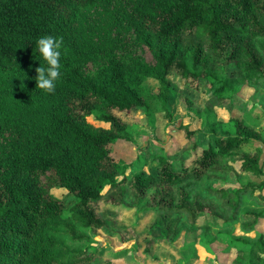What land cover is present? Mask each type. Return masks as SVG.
Instances as JSON below:
<instances>
[{
  "label": "trees",
  "instance_id": "trees-1",
  "mask_svg": "<svg viewBox=\"0 0 264 264\" xmlns=\"http://www.w3.org/2000/svg\"><path fill=\"white\" fill-rule=\"evenodd\" d=\"M49 35L63 41L54 93L36 86V68L47 67L37 40ZM148 79L158 81L155 92ZM202 83L211 104L186 106L222 136L198 154L185 127V150L194 154L188 164L158 155L153 175L129 180L128 165L111 150L131 140L118 114L148 112L154 103L167 111L179 84L198 91ZM244 83L264 88V0H0V264H112L107 247L83 246L100 232L141 239L154 257L159 242L175 248L186 224L207 235L206 222L225 227L242 216L253 231L264 207L241 213L253 189L210 187L202 195L193 184L264 175L262 151L242 148L264 141L258 121L247 120L248 103L239 107L245 116L229 122L213 108L233 103ZM92 115L109 128L93 127ZM101 204L155 220L138 233ZM156 228L161 238L152 235ZM231 241L240 244L233 264H264V234Z\"/></svg>",
  "mask_w": 264,
  "mask_h": 264
},
{
  "label": "rangeland",
  "instance_id": "rangeland-1",
  "mask_svg": "<svg viewBox=\"0 0 264 264\" xmlns=\"http://www.w3.org/2000/svg\"><path fill=\"white\" fill-rule=\"evenodd\" d=\"M173 79L177 82L175 77ZM145 86L155 92L159 83L155 79H148ZM186 100L205 108L207 104H211L209 89L203 83L198 91L179 84V88L169 94L168 112L160 103H154L148 112L137 109L118 114L129 127L131 140L120 139L111 145V150L115 160H122L128 165L126 174L129 180L139 172L153 175L156 166L155 158L158 155L170 160L184 159L188 164L194 154L185 150L189 145L185 127L195 133L198 154L216 137L222 136L220 131L212 134L196 113L188 109ZM243 103H248L247 117L251 118V120L247 118L248 122L253 125L252 121H258L257 129L264 135V88H255L247 83L241 84L234 95L233 103L225 107L213 105V108L219 119L229 122L232 118L245 116L239 108ZM88 121L95 128H109V124L98 120L96 115L90 116ZM242 148L246 152H255L260 149L262 151L261 165L264 169V141H256ZM232 165L239 170V162H232ZM193 184L195 193L200 192L202 195H207L210 187L237 190L249 186L253 190L244 196L241 213L264 207L258 204L259 201L264 202V175L240 173L239 178L236 175L220 180L206 178ZM52 193L62 199L67 195V190L54 189ZM251 195L253 198H250ZM100 211L108 212L121 226H134L138 233L147 230L155 220V216H139L134 209L127 206L112 207L101 204ZM252 221L244 220L240 216L237 222L225 227L206 222L209 227L207 235H204L203 228L186 224L174 243L175 248L172 249L159 242L155 247L154 257L146 253L147 246L143 240L123 241L107 232H100L98 237H92L91 241L85 242L83 246L91 250L107 247L108 252L105 256L111 259L112 264H187L192 258L195 260L191 264H233L240 244L234 245L231 241L232 237L258 238L264 234V218L259 219L253 231L247 232L244 229ZM152 235L161 238V229L156 228ZM112 250L115 252V257L111 254Z\"/></svg>",
  "mask_w": 264,
  "mask_h": 264
},
{
  "label": "clouds",
  "instance_id": "clouds-1",
  "mask_svg": "<svg viewBox=\"0 0 264 264\" xmlns=\"http://www.w3.org/2000/svg\"><path fill=\"white\" fill-rule=\"evenodd\" d=\"M62 38L58 39L51 35L41 37L37 40V49L40 56L46 62L47 67L36 68V86L37 89L44 90L47 93H54L56 81L60 79L61 72V47Z\"/></svg>",
  "mask_w": 264,
  "mask_h": 264
}]
</instances>
